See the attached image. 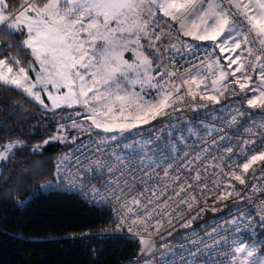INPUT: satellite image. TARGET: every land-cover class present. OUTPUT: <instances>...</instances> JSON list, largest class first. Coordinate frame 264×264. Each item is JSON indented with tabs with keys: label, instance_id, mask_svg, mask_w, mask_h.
Instances as JSON below:
<instances>
[{
	"label": "snow or ice",
	"instance_id": "obj_1",
	"mask_svg": "<svg viewBox=\"0 0 264 264\" xmlns=\"http://www.w3.org/2000/svg\"><path fill=\"white\" fill-rule=\"evenodd\" d=\"M25 105L59 117L35 144L30 120L5 129ZM210 105L197 127L173 123ZM245 117L248 138L233 139ZM54 143L72 147L50 163ZM43 165L42 188L64 182L108 209L89 235L134 241L127 264H163L157 238L176 224L255 197L189 239L181 264H264V0H0V182L24 189Z\"/></svg>",
	"mask_w": 264,
	"mask_h": 264
},
{
	"label": "trees",
	"instance_id": "obj_2",
	"mask_svg": "<svg viewBox=\"0 0 264 264\" xmlns=\"http://www.w3.org/2000/svg\"><path fill=\"white\" fill-rule=\"evenodd\" d=\"M25 108L31 109L28 115L9 121L5 129L30 120L31 130L21 128V133L35 136L30 141L35 144L45 129L48 133L55 130L52 125L59 117L41 120L42 113L35 105ZM66 148L58 143L46 146L43 160L54 163ZM25 162L23 157L16 160L17 164ZM41 164L40 159L34 162L37 167ZM43 171V175L26 182L24 189L15 182L10 187L0 182V264H126L135 253L134 241L89 235L110 227L106 210L85 203L77 195L57 191L41 192L28 199L52 180L48 165H43ZM26 199L24 206L16 203Z\"/></svg>",
	"mask_w": 264,
	"mask_h": 264
},
{
	"label": "built area",
	"instance_id": "obj_3",
	"mask_svg": "<svg viewBox=\"0 0 264 264\" xmlns=\"http://www.w3.org/2000/svg\"><path fill=\"white\" fill-rule=\"evenodd\" d=\"M222 103H224L222 101ZM212 106L210 105L208 109H202L199 112H191L188 110H184L183 115L185 117L184 120H179V121H173L174 124H176L177 128L179 129H186L187 127H197L201 121L195 119L198 116H205L207 112H209L210 108ZM217 108L220 107L219 105L216 106ZM212 117H218L221 115L219 112H215L211 114ZM223 115H227L226 113ZM248 118L245 117L243 120H238L237 125H234L232 128H225V131L228 132L230 136L233 137V139H247V133L244 131V128L240 127L241 124L247 123ZM257 123H260V120L257 118L256 120ZM155 123V122H154ZM204 124H212L215 123L217 127H220V123L216 120L213 119H204L203 120ZM199 130V129H197ZM55 131V130H54ZM253 131H256L253 129ZM173 136H179L180 133L177 131L172 132ZM184 135L187 136L188 133L185 130ZM82 139H86V137H82ZM175 142V141H173ZM192 141L189 140V143ZM79 143V140L77 141ZM60 144V143H58ZM63 146H66V151H68L72 145L70 144H60ZM48 191H57V192H65V193H72L76 194L80 197L81 200L86 202L89 205H94L87 197H85L79 189L71 187L70 184L64 183L57 181V184L54 185L51 188H41L39 191L33 192V196L38 195L41 192H48ZM243 195V193H242ZM29 199V198H28ZM28 199L26 200H19L21 203H19L21 206H24ZM256 202V198H253V203H249L247 200H228L223 202L226 206L221 207L220 204L215 205V207L220 208L221 210L217 212H211V211H206L203 215L202 218H198L196 221L193 223V228L192 229H184L179 227V224H176L175 230L173 231L172 236H167L166 233H164V239L158 240L157 246L159 247V244H167L171 251L169 252L167 249L162 250L164 252V255L162 257L163 259V264H181L182 259L187 257V253L189 250V244L188 240L195 237L197 234L203 235V229L204 228H209L211 225L219 222L223 224V221L226 219H229L232 215L237 214V209H241L244 212H253L254 211V203ZM208 206H213L211 199L208 200ZM98 207V206H97ZM108 212L107 208H103ZM231 209V212H230ZM109 213V212H108ZM193 215L195 214L194 212L192 213ZM110 215V213H109ZM194 229V231H193ZM257 237L259 238V235L257 234ZM138 250V245H136L135 252ZM159 255V254H158ZM170 257V259H169ZM131 259H134V255L132 256ZM127 264V263H126Z\"/></svg>",
	"mask_w": 264,
	"mask_h": 264
},
{
	"label": "bare ground",
	"instance_id": "obj_4",
	"mask_svg": "<svg viewBox=\"0 0 264 264\" xmlns=\"http://www.w3.org/2000/svg\"><path fill=\"white\" fill-rule=\"evenodd\" d=\"M63 193H65V192H63ZM67 194H72V193H67ZM74 195H76V194H74ZM37 196V195H36ZM78 196V195H77ZM33 197H35V196H33V194L29 197V200L31 199V198H33ZM79 197V196H78ZM80 198V197H79ZM83 201V200H82ZM86 203V202H85Z\"/></svg>",
	"mask_w": 264,
	"mask_h": 264
}]
</instances>
